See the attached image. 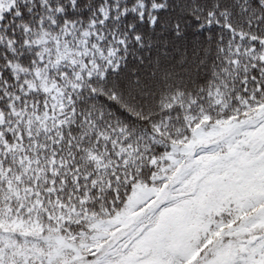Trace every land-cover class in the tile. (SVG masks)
Returning a JSON list of instances; mask_svg holds the SVG:
<instances>
[{
	"label": "snow or ice",
	"instance_id": "1",
	"mask_svg": "<svg viewBox=\"0 0 264 264\" xmlns=\"http://www.w3.org/2000/svg\"><path fill=\"white\" fill-rule=\"evenodd\" d=\"M0 264H264V0H0Z\"/></svg>",
	"mask_w": 264,
	"mask_h": 264
},
{
	"label": "trees",
	"instance_id": "2",
	"mask_svg": "<svg viewBox=\"0 0 264 264\" xmlns=\"http://www.w3.org/2000/svg\"><path fill=\"white\" fill-rule=\"evenodd\" d=\"M166 15L167 13H162V16ZM143 30L149 32L146 25L143 27ZM199 38V31L189 29L186 32L185 42H178L168 47H165L164 45H154L153 49L149 50L151 56L146 58V62L144 65L140 66V70L147 75L156 72L158 79L164 74H171L174 79L184 76L185 73L183 70L187 67V64L180 63L181 56L186 55L187 58L191 60L193 56L202 54L201 49L198 47ZM165 52H167V55H164ZM157 57H159L160 61L159 68L154 64ZM132 66H135L134 60Z\"/></svg>",
	"mask_w": 264,
	"mask_h": 264
}]
</instances>
